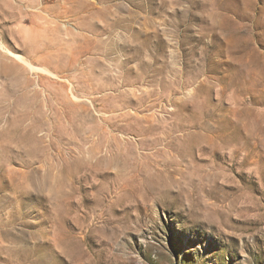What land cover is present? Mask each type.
<instances>
[{"label": "rangeland", "instance_id": "374dc122", "mask_svg": "<svg viewBox=\"0 0 264 264\" xmlns=\"http://www.w3.org/2000/svg\"><path fill=\"white\" fill-rule=\"evenodd\" d=\"M0 264H264V0H0Z\"/></svg>", "mask_w": 264, "mask_h": 264}, {"label": "bare ground", "instance_id": "6f19581e", "mask_svg": "<svg viewBox=\"0 0 264 264\" xmlns=\"http://www.w3.org/2000/svg\"><path fill=\"white\" fill-rule=\"evenodd\" d=\"M206 128V127H205ZM240 128L239 127H235V126H231V127H227L225 129H223V133L224 134H228V135H235L240 133ZM203 133L207 134V128L203 129ZM203 136V135H202ZM238 156V152L234 151L233 155H232V159L235 160V158Z\"/></svg>", "mask_w": 264, "mask_h": 264}]
</instances>
